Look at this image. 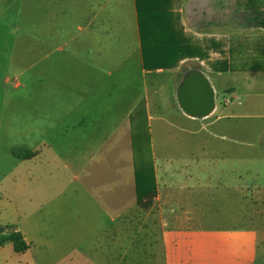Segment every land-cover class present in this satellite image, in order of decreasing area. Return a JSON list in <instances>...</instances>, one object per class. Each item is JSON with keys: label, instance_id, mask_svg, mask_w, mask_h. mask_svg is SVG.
<instances>
[{"label": "rangeland", "instance_id": "1", "mask_svg": "<svg viewBox=\"0 0 264 264\" xmlns=\"http://www.w3.org/2000/svg\"><path fill=\"white\" fill-rule=\"evenodd\" d=\"M42 5L43 0H0V225L7 232L20 228L31 244L26 253L17 254L14 243L7 242L0 249L2 264H166L160 237L169 227L171 210L179 209L167 206V194L201 188L208 195L205 216L219 221L213 226L258 233L254 264H264V82L251 92L238 76L224 74L216 79L220 94L213 114L197 119L179 113L176 93L184 74L192 69L208 72L212 60L204 66L200 60H186L173 70L149 73L144 81L137 72L128 89L131 101L147 90L131 132L137 171L152 172L154 136L164 153L193 154L189 175L165 183L163 194L149 197L145 209L131 211L128 223L95 224L83 199L74 206L43 205L47 188L42 167L33 171L32 163L16 160L30 153L26 146L41 140L38 128L32 136L30 130L32 122L40 127L43 121L41 72L48 49L42 43ZM250 11L248 0H176L172 6L188 39L222 57L233 55V68H264V31L252 26ZM70 20L71 12L65 9L61 23ZM212 40L222 47L212 46ZM237 54L243 63L234 60ZM19 72L23 86L16 90L4 78ZM231 84L242 94L236 101L229 95L232 90L223 91ZM147 102L151 114L161 118L154 120L152 135L144 112Z\"/></svg>", "mask_w": 264, "mask_h": 264}, {"label": "crops", "instance_id": "2", "mask_svg": "<svg viewBox=\"0 0 264 264\" xmlns=\"http://www.w3.org/2000/svg\"><path fill=\"white\" fill-rule=\"evenodd\" d=\"M65 9L71 12L72 20L63 24L61 16ZM42 20V43L48 49L43 55L41 72L43 121L40 127L32 122L30 130L32 136L38 128L41 140L26 146L30 153L16 160L19 164L32 163L33 171L42 167L47 188L42 195L43 205L64 202L74 206L76 200L83 199L92 209L95 224L128 223L131 211L140 207L131 134L133 118L147 96L145 89L142 96L138 94L131 101L130 80L136 78L137 72L144 81L149 73L173 69L145 70L136 0H43ZM189 41L197 52L183 61L197 59L204 66L207 60H212L208 72L192 70L202 72L210 81L215 97L220 94L216 79L224 74L238 76L251 92L264 82V68H233V55L222 57L219 52H210L192 39ZM211 42L214 47H222L219 41ZM254 55L251 50V56ZM241 59V54L234 58L243 63ZM20 78L21 72L4 79L17 90L23 86ZM230 90L234 101L241 97L235 84L223 91L228 94ZM178 106L180 115L186 116L179 103ZM151 111L147 102L144 112L148 114L152 135L154 120L161 118ZM150 145L153 158L150 189L163 194L165 183L174 184L190 174L193 154L164 153L154 136ZM49 192L54 194L48 196ZM205 194L202 188L167 194V206L179 209L171 210L169 227L160 237L166 264H254L259 254L258 233L213 226L219 221L205 216L204 207L208 203ZM191 199L194 201L190 203ZM194 202L198 204L196 208ZM19 230L28 249L23 253L13 249L24 254L31 244Z\"/></svg>", "mask_w": 264, "mask_h": 264}, {"label": "trees", "instance_id": "3", "mask_svg": "<svg viewBox=\"0 0 264 264\" xmlns=\"http://www.w3.org/2000/svg\"><path fill=\"white\" fill-rule=\"evenodd\" d=\"M176 0H136L139 28L143 41L144 68L146 71L171 69L181 61L192 58L197 52L172 13ZM252 26L264 29V0H248ZM136 173L139 206L146 207V200L155 193L150 189L153 173ZM9 230V229H8ZM14 243L17 253L28 249L23 234L16 228L0 235V247Z\"/></svg>", "mask_w": 264, "mask_h": 264}, {"label": "water", "instance_id": "4", "mask_svg": "<svg viewBox=\"0 0 264 264\" xmlns=\"http://www.w3.org/2000/svg\"><path fill=\"white\" fill-rule=\"evenodd\" d=\"M178 103L183 112L191 118H206L216 108L215 91L210 81L198 70L188 71L178 89ZM7 233V228L0 225V235Z\"/></svg>", "mask_w": 264, "mask_h": 264}]
</instances>
